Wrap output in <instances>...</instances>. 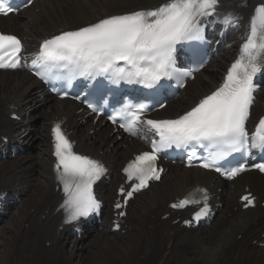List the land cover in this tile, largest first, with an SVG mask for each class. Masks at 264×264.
I'll list each match as a JSON object with an SVG mask.
<instances>
[{
	"label": "bare ground",
	"instance_id": "bare-ground-1",
	"mask_svg": "<svg viewBox=\"0 0 264 264\" xmlns=\"http://www.w3.org/2000/svg\"><path fill=\"white\" fill-rule=\"evenodd\" d=\"M166 1L38 0L33 4L31 13L0 18V26L21 33L31 48L34 43L60 27L81 25L113 13L153 7ZM260 4H264V0H220L217 14L211 17L210 26L217 34L228 28L232 29V33H226L227 47L215 57L214 63L218 60L225 63L232 58L234 44L242 41L254 9ZM229 15L238 19L231 26L222 25ZM220 66V63L215 64L214 69L218 68L216 74L205 73V68L200 72L199 75L203 74L209 79L208 83L197 76L188 84V93L176 105L175 113L192 105L200 95L206 94L218 84L223 68ZM258 103L261 110H264V88ZM30 106L35 109L29 115ZM70 108V103H61L39 90L37 80L25 70L0 71V145L3 144V137H10L16 143V123L10 118V114L16 111L22 117L19 126L22 129L20 135H23V147L35 149L38 154L37 157L36 154L16 157L12 162L0 160V166L4 167L3 170L0 169V200L9 204L8 208L11 206L8 199L19 198L21 201L9 217H6L9 215L6 207L0 208V213L5 214L1 222L8 220L0 227V231H3L1 245L4 249H0V264H68L75 260L76 264H106L111 261L110 253L123 258L120 264L127 263V260L135 261L136 264H264V248L260 247L264 242V212L259 209H238L233 212L239 206L236 194L244 190V185H237L233 191L228 190L227 195L221 193L226 200V211L219 216L221 218L218 219L217 226H212L210 230L199 227L194 233L193 229L183 227L180 222L161 219L167 212L172 214V220L177 219L178 213L168 210V203L211 177L204 170L187 169L179 165L172 168L161 184H154L136 198L123 225V229H127L125 234L113 233L116 237L110 238L106 236L110 229L105 228L106 230L88 241L76 240L72 248L64 250L70 233L66 226L61 228L62 216L56 210L60 195L54 188L51 171L53 160L49 155L47 130L35 135L31 128L46 129L47 121L55 119L56 115ZM41 109L45 111L43 117L38 113ZM87 130L83 124L75 127V134L81 140L83 148L103 150L105 157L114 166L127 156L120 142L109 150L108 146L103 147L96 139L84 140ZM110 131L105 126L100 127L97 139L104 142L110 138V143H113L114 137H110ZM6 151L7 149L3 153ZM118 179L115 176L107 186L106 199L114 197ZM243 181L249 183L253 191L264 200V180H256L254 177ZM106 212H110L109 209ZM181 214L186 217L187 211ZM238 235L242 236L241 240H238ZM25 237L28 240L23 243ZM80 246L84 248V252L80 250ZM92 247H96L97 251ZM153 250L156 253L150 259L148 254ZM93 251L96 253L95 258L89 256Z\"/></svg>",
	"mask_w": 264,
	"mask_h": 264
},
{
	"label": "snow or ice",
	"instance_id": "snow-or-ice-1",
	"mask_svg": "<svg viewBox=\"0 0 264 264\" xmlns=\"http://www.w3.org/2000/svg\"><path fill=\"white\" fill-rule=\"evenodd\" d=\"M31 2L26 0V6ZM219 2L167 0L154 9L111 15L76 30L62 31L42 42L30 67L41 80H66L69 84L76 77H104L113 84H140L152 89L162 86L165 80H181L190 73L176 67L174 53L177 45L203 39V21L217 14ZM13 11L10 0H0V14L8 15ZM237 19L229 15L225 17V24L231 26ZM23 51L20 38L0 32V69L28 67L21 55ZM262 72L264 4L254 9L240 52L223 83L190 110L174 119H145L148 112L145 103L126 101L115 109L109 119L119 123L124 131L135 136L138 128L146 125L158 138L151 141V151L137 155L123 169L127 179L135 181L126 193L125 203L134 192L147 188L149 181L160 180L163 169L156 166L158 155L173 147L199 145L215 149L200 166L214 169L227 179L247 171L246 162L228 170L218 162L232 153H244L250 148L264 151V118L259 120L251 135L246 128L256 91L254 79ZM63 95L66 96L67 92ZM160 106L164 107L163 104ZM88 107L93 112L99 111L92 103H88ZM52 135L56 160L54 171L65 196L61 208L66 212L65 222L71 223L100 208L93 185L105 174L106 168L98 160L75 152L59 123L52 128ZM252 167L264 173V162ZM196 192L201 194L202 200L190 195L172 207L183 208L203 201V207L193 216L199 220L209 211L208 196L206 189H197ZM120 194L125 195L123 187ZM242 199L248 205L252 204L249 197ZM116 208H121V204L117 203Z\"/></svg>",
	"mask_w": 264,
	"mask_h": 264
},
{
	"label": "rangeland",
	"instance_id": "rangeland-1",
	"mask_svg": "<svg viewBox=\"0 0 264 264\" xmlns=\"http://www.w3.org/2000/svg\"><path fill=\"white\" fill-rule=\"evenodd\" d=\"M38 113H40V117H43V116L45 115V111H44V109H43V111H42V109L39 110ZM34 150H35V149H34ZM0 169L3 170L4 167H3V166H0ZM0 227H2V225H0ZM2 238H3V231H2V232L0 231V249H1V250H4L3 247H2V245H1V244L3 243V239H2ZM118 245H120V244H118ZM4 246H5V245H4ZM121 247H126V246H122V245H121ZM71 248H72V247H71ZM80 250L83 251L84 248H82V246H80ZM95 251H97V250L95 249ZM95 251H94V252H95ZM83 252H84V251H83ZM114 252H115V251H114ZM75 261H76V260H75ZM75 261H74V262H75ZM75 264H76V262H75Z\"/></svg>",
	"mask_w": 264,
	"mask_h": 264
}]
</instances>
